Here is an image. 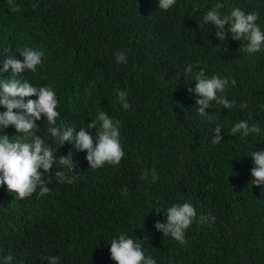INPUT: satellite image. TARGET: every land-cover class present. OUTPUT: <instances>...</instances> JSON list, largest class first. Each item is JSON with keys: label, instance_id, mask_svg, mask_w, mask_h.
Wrapping results in <instances>:
<instances>
[{"label": "trees", "instance_id": "obj_1", "mask_svg": "<svg viewBox=\"0 0 264 264\" xmlns=\"http://www.w3.org/2000/svg\"><path fill=\"white\" fill-rule=\"evenodd\" d=\"M14 3L17 12L0 0V69L9 56L23 60L25 47L41 51L36 72L15 78L50 87L60 113L54 126L72 127L74 136L100 111L118 120L125 155L118 166L92 169L86 150H77L74 140L59 147L46 117L36 121L33 131L51 145L56 161L43 174L50 192L40 195L37 186L18 199L0 186V264H50L51 257L57 264H115L110 243L120 235L140 243L156 264H264V185L251 184L250 156L264 151V44L248 54L240 51L246 40L226 32L220 41L213 25L199 27L207 11L223 3L222 16L233 8L254 12L264 32V0H176L167 11L158 0ZM117 52L125 63L116 61ZM201 69L207 78L228 79L218 95L234 102L230 109L212 102L205 109L212 119L198 114L197 97L188 90ZM10 78L11 69L0 71V80ZM120 91L130 108L117 101ZM242 103L248 107L241 109ZM241 121L258 123L260 132L233 136ZM217 125L222 140L213 144ZM88 131L96 135V129ZM0 135L15 139L18 133L9 126ZM69 153L73 170L58 163ZM56 171L75 182H58ZM185 202L197 216L181 245L155 224L167 221V208ZM202 215L207 223L199 222Z\"/></svg>", "mask_w": 264, "mask_h": 264}, {"label": "clouds", "instance_id": "obj_2", "mask_svg": "<svg viewBox=\"0 0 264 264\" xmlns=\"http://www.w3.org/2000/svg\"><path fill=\"white\" fill-rule=\"evenodd\" d=\"M10 9L13 12L20 10V6L14 3V0H8ZM176 0H158V8L167 11L174 6ZM224 7L223 3H217L203 17V21L199 22L200 28H205L208 24L216 28L215 36L220 41L227 38L226 32L231 34L233 40H246L247 44H243L240 51L248 54L256 53L264 44V32L256 24L258 15L256 13L245 14L239 8H233L229 15L222 16L220 9ZM230 27L226 30L225 25ZM19 55L23 60L15 59L11 56L3 61L2 72L12 71V78L0 80V106L6 109L0 112V129H6L14 126L18 135L15 139H11L7 135H0V186H5L10 194H15L16 198L24 199L35 192L37 186L40 187V195L50 192L46 181L43 179L44 173H50L53 164L56 162L51 145L46 143L45 138H41L33 131L37 129L36 121L41 117H46L49 125L48 133L51 138L59 142V147L63 146L67 141H73L75 147L79 151L87 152L86 160L92 169L102 167L105 163L112 166H118L125 153L121 147L119 140L120 122L113 121L105 113L100 111L95 120L81 127L79 132L73 135L74 129L68 127L65 130L54 126L57 117L60 115L56 111L58 101L56 94L50 87H35L28 81L21 82L15 77L21 73L31 71L36 72L37 66L42 62L43 53L29 47L23 48ZM115 59L118 63H125L126 57L124 53L117 52ZM192 73V66L186 69V75ZM195 81V87H189V92L193 93L196 98L197 112L201 116H207L212 119L211 115L205 112L210 108L211 103L215 102L218 106L225 109L234 107V102H229L223 95L228 79L218 76L207 78L205 72L201 69L192 76ZM235 85V80L231 81ZM35 96L37 99H29L25 102V97ZM117 101L124 109L131 107L127 100V93L120 91L117 93ZM241 109L248 107L246 103L240 105ZM221 126L217 125L214 129V137L212 143L217 144L222 140ZM88 129H96V135L89 133ZM260 127L253 124L249 127L247 121L236 123L231 129V133L235 136L241 133L244 137L251 134H258ZM28 138H31L29 141ZM251 158L254 167L251 169L253 177L251 184L255 186L264 185V151H253ZM59 165L65 166L71 170L75 167L71 159V153L61 155L58 161ZM42 170V171H41ZM55 177L60 183L72 184L76 177H68L62 171H56ZM144 179L148 178V172H145ZM151 178L153 181L159 179L155 169L151 170ZM125 194L127 190H124ZM167 221H157L156 230L162 232L164 236H171L181 245L186 244L185 230L192 224L197 213L191 203L173 204L166 210ZM214 221L215 217H211ZM209 217L201 216L199 222L207 223ZM110 258L115 264H156L151 257H146L141 249V244L125 235H120L118 239L113 238L110 243ZM13 258L6 257L10 262ZM58 257H51L50 264H57Z\"/></svg>", "mask_w": 264, "mask_h": 264}]
</instances>
